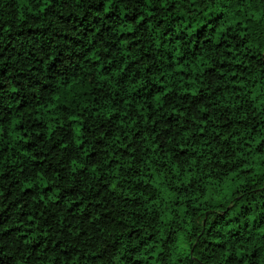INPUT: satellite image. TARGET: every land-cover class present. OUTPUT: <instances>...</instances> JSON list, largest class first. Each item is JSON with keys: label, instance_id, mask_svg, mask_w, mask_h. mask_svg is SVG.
I'll return each instance as SVG.
<instances>
[{"label": "trees", "instance_id": "obj_1", "mask_svg": "<svg viewBox=\"0 0 264 264\" xmlns=\"http://www.w3.org/2000/svg\"><path fill=\"white\" fill-rule=\"evenodd\" d=\"M0 264H264V0H0Z\"/></svg>", "mask_w": 264, "mask_h": 264}]
</instances>
